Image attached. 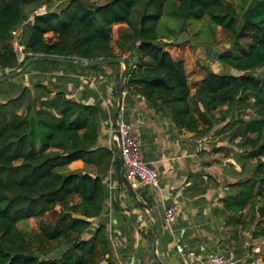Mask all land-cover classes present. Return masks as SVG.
<instances>
[{
    "label": "trees",
    "instance_id": "16d2710c",
    "mask_svg": "<svg viewBox=\"0 0 264 264\" xmlns=\"http://www.w3.org/2000/svg\"><path fill=\"white\" fill-rule=\"evenodd\" d=\"M41 6L47 7L44 12L38 11ZM189 22L205 33L219 26L231 33L232 50L219 52L217 59L239 73L199 63L187 41L176 39ZM115 24L123 28L113 41ZM17 27L29 53L25 60L37 57L50 64L54 61L48 57L68 58L63 63L104 72L120 63L84 65L81 60L134 53L132 63L125 57L123 88L142 95L178 130L204 134L221 124L214 132L231 145L217 143L212 150L235 159L241 169L225 185L215 212L237 243L244 242L245 216L255 204L259 225L264 218V205H259L264 196V73L256 70L264 66V0H240L239 5L232 0H0V77L9 73L5 68L14 71L24 63H17L10 43ZM247 33L250 43L239 47L238 37ZM201 73V81H193ZM52 92L39 81L0 100V264H119L105 225L95 222L104 211L103 174L115 163L120 169L116 147L97 143L100 110L64 91ZM245 112L248 116H241ZM233 145L244 153L237 157ZM248 156L257 159L244 177ZM76 159L92 172L68 169ZM53 209L58 220L40 233L46 241L57 240L60 250L48 257L52 250H42L18 224ZM250 234L257 238L264 227Z\"/></svg>",
    "mask_w": 264,
    "mask_h": 264
},
{
    "label": "crops",
    "instance_id": "0c3cea01",
    "mask_svg": "<svg viewBox=\"0 0 264 264\" xmlns=\"http://www.w3.org/2000/svg\"><path fill=\"white\" fill-rule=\"evenodd\" d=\"M126 53L128 62L132 63L134 53ZM54 62L49 64L37 57L31 58L22 72L0 81V100L14 95L24 85L39 81L50 87L52 94L64 91L101 111L103 118L97 143L105 145L106 119L115 117L117 111L118 92L115 93L116 84L111 80L112 68L106 67L104 73ZM120 117L137 126L143 156L159 175L160 194L166 201H172L176 213L172 229L164 228L161 201L155 200L144 185L129 188L119 150L110 147L118 157L120 169L115 163L103 174L104 211L95 222L105 225L115 261L119 264H183L184 257L175 249V243H179L201 258L223 253L233 257L236 264H262L261 258L250 253L246 241L236 242L225 228L223 218L215 212L227 192L225 185L235 180L227 167L239 170L235 160L220 158V153L213 152L212 143L206 141L203 133L176 129L168 117L155 112L145 98L133 93L131 88H123ZM67 168L92 172L81 159L73 160ZM138 202L146 204L154 213L157 233L150 212ZM253 251L258 252L255 248Z\"/></svg>",
    "mask_w": 264,
    "mask_h": 264
},
{
    "label": "rangeland",
    "instance_id": "374dc122",
    "mask_svg": "<svg viewBox=\"0 0 264 264\" xmlns=\"http://www.w3.org/2000/svg\"><path fill=\"white\" fill-rule=\"evenodd\" d=\"M232 2L236 5L240 4V0H232ZM54 5V4H53ZM47 7L45 6V9ZM189 21H195L196 20L188 17ZM195 22H189L186 24L183 28L179 30L177 40L178 41H187V45H190L189 49L193 53V56L197 57L199 60V63H201L205 68H210L214 71H225V72H231L234 74L239 73L238 71L231 69L230 67L222 65L218 59H217V54L222 51H228L232 50V41L233 37L231 33L223 27H217L215 31H211L208 33H205L202 28L196 24ZM123 24H115L112 26V39H116L118 35L121 33V29L123 28ZM168 25L170 27H173V23L168 22ZM50 35V34H48ZM251 36L247 33L245 35H240L238 37V45L239 47H245L250 43ZM186 46H183V50ZM180 50H182L180 48ZM127 55V53H125ZM123 55L124 57H128L129 55ZM122 56V57H123ZM107 68H104V73ZM121 70V65L119 67H116L112 69L111 75V80L119 81V74ZM257 74H263L264 73V66L256 70ZM19 74V73H18ZM12 77V76H11ZM203 75L201 74H195L193 76V81H201ZM109 81V80H106ZM3 82V81H2ZM214 115H218L217 111L213 112ZM241 116L247 117L248 112L242 113ZM201 121V119H200ZM221 124H215L214 127L210 132L204 133V138L208 143H212V145H216L217 143H222L221 145H231V143H228L227 140L223 139V134H216V130L219 129ZM202 134V133H201ZM237 140V139H236ZM235 140V141H236ZM231 147H235L234 145ZM240 153H244V150L240 149L239 147H235V155H239ZM220 157L222 158V154L220 153ZM238 157V156H237ZM231 158V157H229ZM248 163L245 162L246 168H244V173L243 176H248L250 174L249 166L251 165L250 163H254L257 158L254 157H247ZM261 160H264V156L260 158ZM235 160V159H234ZM228 171L232 173V175L235 176V173H237V170L233 171V168L231 166H228ZM237 168L240 170L241 166L238 165ZM69 169V168H68ZM76 200V199H74ZM264 205V196L260 197L259 205ZM257 204L251 206V208L247 211L248 215L245 216L247 219V224L249 226V231L246 232V234L243 237L244 242H247V247H249L250 253H252L254 256H258L261 258V253L264 250V234L259 235L257 238H252L251 237V231L253 229H259V227H264V218H262L259 221V225L256 226V218L254 217V213L257 211ZM251 217V218H250ZM250 218V225H249V219ZM58 220V212L56 209H53L49 212H46L42 214L41 216L37 217H32L29 218L27 221L19 223L18 227L23 228L26 231H28L29 234L32 235V237L36 240L37 245L41 247L42 250H49L51 249V253L47 255L48 257L52 256H58V241L53 240V241H46L43 239L42 234L40 233V229L42 226L46 224H54ZM30 235V236H31ZM88 234L85 235L87 237ZM42 244L44 247L42 248ZM56 247V248H55ZM253 248L257 249L258 252H254ZM56 249V250H55ZM55 250V251H54ZM111 250V248H110ZM112 252V251H111Z\"/></svg>",
    "mask_w": 264,
    "mask_h": 264
},
{
    "label": "built area",
    "instance_id": "2783aa9c",
    "mask_svg": "<svg viewBox=\"0 0 264 264\" xmlns=\"http://www.w3.org/2000/svg\"><path fill=\"white\" fill-rule=\"evenodd\" d=\"M38 11L44 12L45 6H41ZM22 36V29L20 27L11 30L10 43L16 53L18 64L23 63L26 55L29 54L24 51ZM116 124L121 145L120 157L122 158L124 175L131 185L140 184L146 186L150 189L152 197L157 201H161L162 224L164 228L171 230L175 221V205L172 201H166L163 195L160 194L159 175L143 156L142 138L137 126L121 117H119L117 122L115 121V117H108L104 133L106 144L109 147L118 148L115 132ZM175 249L184 257L183 264H236L233 257L223 253H214L201 258L194 251L183 249L179 243H175Z\"/></svg>",
    "mask_w": 264,
    "mask_h": 264
},
{
    "label": "water",
    "instance_id": "95a60500",
    "mask_svg": "<svg viewBox=\"0 0 264 264\" xmlns=\"http://www.w3.org/2000/svg\"><path fill=\"white\" fill-rule=\"evenodd\" d=\"M31 58L26 59L24 61L23 65H21L19 68L15 69L14 71H11L10 68H5V71L9 72V73L3 77H0V81H4V80L8 79L9 77L16 75V74L20 73L21 71H23L26 68L28 62L31 60ZM48 58L52 61H55V62H69V61H71L68 58H61V57H48ZM81 63H83L84 65H106L108 63H120L121 70H120L119 81H118V85H117L118 97H117V111H116V115H115V121L117 122V120L120 117L123 84H124L125 72H126V60H125V58L124 57H118V58L85 59V60H81ZM115 129H116L115 132H116L118 150L120 153L121 152V145H120V140H119V133L117 131V124L115 125ZM122 167H123V165H122ZM125 178H126V176H125ZM126 182H127V185L129 186V188L132 190V188H131L132 185L127 178H126ZM138 203H140V205H142L145 209H147L150 212L152 219H153V226H154V229L157 233V230H158L157 220H156L154 213L152 211H150V208L146 204H143L141 202H138Z\"/></svg>",
    "mask_w": 264,
    "mask_h": 264
}]
</instances>
